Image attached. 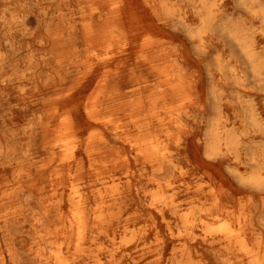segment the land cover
Returning <instances> with one entry per match:
<instances>
[{"label": "bare ground", "instance_id": "6f19581e", "mask_svg": "<svg viewBox=\"0 0 264 264\" xmlns=\"http://www.w3.org/2000/svg\"><path fill=\"white\" fill-rule=\"evenodd\" d=\"M0 264H264V0H0Z\"/></svg>", "mask_w": 264, "mask_h": 264}]
</instances>
